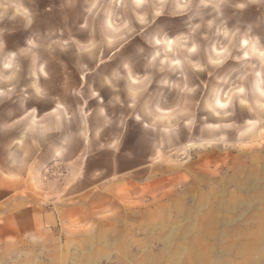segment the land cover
<instances>
[{"label": "rangeland", "instance_id": "374dc122", "mask_svg": "<svg viewBox=\"0 0 264 264\" xmlns=\"http://www.w3.org/2000/svg\"><path fill=\"white\" fill-rule=\"evenodd\" d=\"M54 103L0 264H264V0H0V128Z\"/></svg>", "mask_w": 264, "mask_h": 264}, {"label": "crops", "instance_id": "0c3cea01", "mask_svg": "<svg viewBox=\"0 0 264 264\" xmlns=\"http://www.w3.org/2000/svg\"><path fill=\"white\" fill-rule=\"evenodd\" d=\"M16 100L29 101L22 97ZM67 116V110L60 103H54L35 118L34 107L27 106L0 128V209L7 205L12 190L27 187L24 181L17 182L8 176H21L24 179L29 165L34 161L45 165L58 160L63 154L60 149H63L67 139L63 131ZM0 229L6 227L1 226ZM0 236L5 237L4 231L0 232Z\"/></svg>", "mask_w": 264, "mask_h": 264}, {"label": "snow or ice", "instance_id": "6c2138e0", "mask_svg": "<svg viewBox=\"0 0 264 264\" xmlns=\"http://www.w3.org/2000/svg\"><path fill=\"white\" fill-rule=\"evenodd\" d=\"M223 107V105H221Z\"/></svg>", "mask_w": 264, "mask_h": 264}]
</instances>
